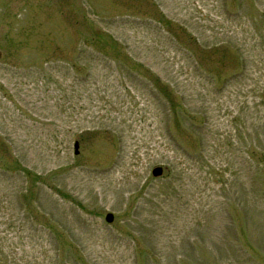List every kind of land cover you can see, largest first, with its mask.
<instances>
[{
    "label": "rangeland",
    "instance_id": "obj_1",
    "mask_svg": "<svg viewBox=\"0 0 264 264\" xmlns=\"http://www.w3.org/2000/svg\"><path fill=\"white\" fill-rule=\"evenodd\" d=\"M235 1L0 0V264H264V14Z\"/></svg>",
    "mask_w": 264,
    "mask_h": 264
},
{
    "label": "trees",
    "instance_id": "obj_2",
    "mask_svg": "<svg viewBox=\"0 0 264 264\" xmlns=\"http://www.w3.org/2000/svg\"><path fill=\"white\" fill-rule=\"evenodd\" d=\"M252 2L255 3V5H256L255 7L257 8V10H260L261 9L263 11L262 14H264V8L261 7V5L263 4L264 1L263 0H252ZM235 4L238 6V8H242V11H244L243 10V8L245 6V1L244 0H236L235 1ZM257 10H256V12H258ZM227 12H228V16H230V17H233L235 15L234 14L233 16H231L230 12L229 11H227ZM238 14L240 15V13H238ZM238 14L236 16H239ZM257 15H258V13H257ZM131 18L132 17H127L126 19H124V21L129 22V21H131V20H129ZM262 21L264 23V18L263 17H262ZM155 23L158 24L160 26V28H161L162 25L160 24V21H156ZM181 28H182L181 32H183L185 34H188L189 36L193 37L190 33L186 32L187 31V28L186 27H181ZM257 36L259 38L261 37L264 40V34H261L260 32H258L257 33ZM176 43L179 45V43L177 41H176ZM236 52H237L236 56L240 60L241 67H243L245 69L246 68V65H247L246 63L248 62L249 53L251 52V50H249V52H246V51H243L241 49H236ZM256 55H255V57L257 59H259L260 61H263L264 57H262V56L258 57Z\"/></svg>",
    "mask_w": 264,
    "mask_h": 264
},
{
    "label": "water",
    "instance_id": "obj_3",
    "mask_svg": "<svg viewBox=\"0 0 264 264\" xmlns=\"http://www.w3.org/2000/svg\"><path fill=\"white\" fill-rule=\"evenodd\" d=\"M74 152L78 153V142L76 141L74 143ZM163 167L161 165H156L152 168L151 173L153 176H158L162 173ZM105 220L107 222H111L113 220V213L112 212H107L105 215Z\"/></svg>",
    "mask_w": 264,
    "mask_h": 264
}]
</instances>
